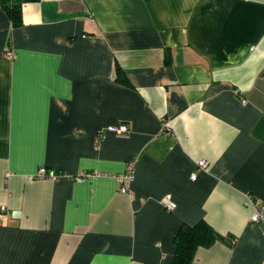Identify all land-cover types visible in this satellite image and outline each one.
Here are the masks:
<instances>
[{
  "label": "crops",
  "instance_id": "0c3cea01",
  "mask_svg": "<svg viewBox=\"0 0 264 264\" xmlns=\"http://www.w3.org/2000/svg\"><path fill=\"white\" fill-rule=\"evenodd\" d=\"M256 199L264 0H28L16 25L0 3V264H172L199 220L224 239L190 264H264Z\"/></svg>",
  "mask_w": 264,
  "mask_h": 264
},
{
  "label": "trees",
  "instance_id": "16d2710c",
  "mask_svg": "<svg viewBox=\"0 0 264 264\" xmlns=\"http://www.w3.org/2000/svg\"><path fill=\"white\" fill-rule=\"evenodd\" d=\"M24 1L28 0H0L11 17L13 25L21 22V5ZM168 57L169 51H166V58ZM115 79L119 81L126 79L117 62L115 64ZM216 239H224V236L203 220L194 224H182L175 236L176 250L172 264H190L198 245H209Z\"/></svg>",
  "mask_w": 264,
  "mask_h": 264
},
{
  "label": "built area",
  "instance_id": "2783aa9c",
  "mask_svg": "<svg viewBox=\"0 0 264 264\" xmlns=\"http://www.w3.org/2000/svg\"><path fill=\"white\" fill-rule=\"evenodd\" d=\"M13 53H14V48L9 46L7 48V54L9 56H12ZM243 101H244V99H243ZM108 129L122 133V132H126L128 130V125H127V123L121 121V122H117L115 124L109 125ZM98 137L100 139L101 137H103V134L99 133ZM208 164H209L208 160H206L204 158H201L198 161V165L200 168H205L206 166H208ZM94 173H98V172L97 171L81 172L79 174H76L75 178L82 179L85 176H89V175L94 174ZM57 175H58V173L56 171H54L51 168H47L45 166H40L38 168L37 174H36V176H40V177L47 176L50 178H55ZM115 176L120 183L119 189L123 192L129 191L130 190V184H131L133 177H134V163L132 161L128 162L125 170H123L120 173H117ZM195 176H196L195 172H193L190 175V177L193 179L195 178ZM162 202H163V204L167 210L173 209L176 205L175 201L171 198L170 194L164 195L162 197ZM0 213H1L0 214V220H4L5 218L8 217V211L6 210V207L4 205L0 206ZM250 218H251V220L261 222L264 226V200L256 199L255 205L253 208V212H252Z\"/></svg>",
  "mask_w": 264,
  "mask_h": 264
}]
</instances>
